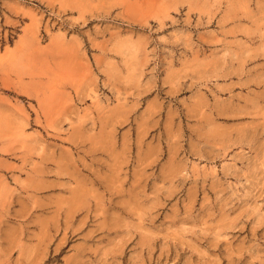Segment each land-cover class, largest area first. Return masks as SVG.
I'll return each mask as SVG.
<instances>
[{"label":"rangeland","instance_id":"374dc122","mask_svg":"<svg viewBox=\"0 0 264 264\" xmlns=\"http://www.w3.org/2000/svg\"><path fill=\"white\" fill-rule=\"evenodd\" d=\"M0 264H264V0H0Z\"/></svg>","mask_w":264,"mask_h":264}]
</instances>
